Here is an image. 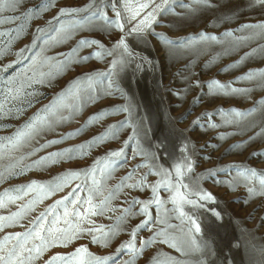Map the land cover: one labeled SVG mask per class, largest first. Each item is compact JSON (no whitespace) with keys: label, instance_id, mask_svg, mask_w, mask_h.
Here are the masks:
<instances>
[{"label":"snow or ice","instance_id":"6c2138e0","mask_svg":"<svg viewBox=\"0 0 264 264\" xmlns=\"http://www.w3.org/2000/svg\"><path fill=\"white\" fill-rule=\"evenodd\" d=\"M56 0H42L37 9H28L29 16L25 21L30 23L33 19L40 18L44 12L55 7ZM196 5L207 4L208 0H193ZM21 4V0H0V25L12 22L17 19L14 16L5 17L7 12H15ZM176 0H88L82 7L60 8L56 16L47 22L45 27H38L32 45L27 46V51L39 47V51L31 57L24 56L25 49L17 53V60L3 66L0 72L7 73L13 64H20L27 60L28 64L21 70L7 76L0 75V119L5 116L18 118L23 115L27 107H32L35 98L39 95L34 85L50 84L58 75L70 70L73 64L86 63L89 59L103 61L105 57H112L107 72L85 73L72 81L68 88L58 93L53 99L42 108L38 109L23 125L17 128L11 135L0 136V162L5 159L10 162L0 170V178L17 174H24L33 169H42L50 164L59 163L61 160H71L88 156L95 147L106 143L109 140H116L119 133L125 128H131V135L124 141L121 148L110 150L103 157H97L93 164L86 169L69 170L54 177L50 181H31L27 185H19L12 189H5L0 192V209L8 208L9 205H17L16 211H10L7 215H0V232L6 228L20 226L25 230L22 232H7L0 236V264H35L49 248L63 246L67 247L82 236H89L91 243L101 247H107L111 242L126 231L125 225L130 219L143 216L138 224L131 229L129 240L122 242L113 255L97 256L84 245L74 249L71 253L56 254L51 256L44 264H116V258L121 253L128 256L123 264H135L145 249L154 244H165L181 257L178 259L168 253L160 252L152 258L150 264H206L204 256L210 250V244L201 236V225L195 211L205 208L207 202H215L212 193L200 186V181L216 177L218 173H228L231 178L225 181L216 180V183H225L232 190L243 186L249 199L256 196H264V172L255 168L239 164H230L221 168L209 169L206 174H198L195 179L190 175L194 171L193 161L188 155V143L180 148L182 154L178 162H174L171 169L165 168L155 161L158 157L148 152L140 142V133L137 125L132 120V107L124 104L114 109L102 110L90 116L80 128L73 132L65 133L59 139L45 140L39 143V139L46 132L55 131L64 123L74 120L88 102L95 103L100 98L99 93L104 95L120 94L126 98V94L120 88L115 79L116 70L122 69L132 57L127 37L136 36L144 38L149 33L155 35L163 43L170 53L191 52L198 46L220 44L225 41L215 35L200 33L198 36L181 37L176 40L169 39L163 33H156L154 25L159 23V17L174 11ZM181 7H189L181 5ZM108 9L113 15L108 14ZM195 12L196 8H191ZM55 22V23H54ZM243 28L253 29L248 36L234 37L231 31L223 34L224 37H232L227 42L225 52L243 46L248 41L256 38L264 39V23L256 25H244ZM24 24L17 25L14 29L0 31V58L11 52L12 44L20 38L25 31ZM101 31L104 33L119 32L120 36L111 48L106 47L96 39L81 38L77 41L76 47L57 60L54 57L45 55L48 48L56 44L65 43L77 32ZM51 33V35H49ZM7 37L4 42L3 38ZM39 41V45L37 44ZM96 46V51L89 56H79L83 48ZM264 53V45L246 52L232 68L241 64L247 58ZM219 54L214 56L209 63H215ZM192 61L191 63H194ZM228 68L223 69L227 71ZM237 80L256 82L264 86V69L250 70ZM106 82V84H105ZM200 86V81L193 82ZM97 85L101 87L98 89ZM210 95H245L253 89L236 88L232 82L227 84L212 79L207 82ZM187 91V90H185ZM180 95V93H176ZM198 102L194 100L193 103ZM258 107L246 111L238 109H217L215 112H205L198 116L193 125L203 127L201 121L207 117V127L216 129L221 126H239L253 117L257 111L264 115V100L256 102ZM118 112L127 113L125 120L109 127L100 135L93 137L83 144L65 148L56 152H49L46 156L32 160L29 164H23L25 160L35 156L42 149L51 147L54 144L62 143L66 139H72L81 134L85 127L99 123L106 115H114ZM220 117L221 123L217 124L212 117ZM264 125V122H262ZM250 127H257L254 121L249 122ZM7 127V125H0ZM233 133H220L218 138L225 139ZM264 136V126L249 141L256 137ZM242 144L233 145L239 148ZM34 142L38 147H34ZM131 146L132 156L143 157V162L130 169L127 175L120 178L115 185H109L113 174L127 163L129 157L126 149ZM212 147H215L212 145ZM30 151L24 152V149ZM16 153H23L19 157ZM253 156H264V151L253 152ZM21 165H23L21 167ZM20 169L17 172V169ZM146 168L147 171L133 181V177L139 169ZM232 173H235L232 175ZM156 175L155 183L149 184L147 177ZM71 186L66 195L40 211L34 218L28 220L25 226L22 221L28 219L29 213L34 212L38 205L44 200L64 191ZM125 188L139 189L143 191L150 188L151 197L147 200H140L133 197L124 201L126 207L119 210L115 216V222L108 225L97 224L93 217L106 216L108 213H115L117 208L113 201L119 199ZM168 193L167 199L160 195V190ZM83 193V195H81ZM25 198H28L27 200ZM21 202V203H18ZM247 203V200L245 201ZM171 204L168 208L165 205ZM139 205V209L136 206ZM155 207V216L150 211ZM62 210V211H61ZM213 215L219 218V213L213 210ZM112 219L111 216L108 217ZM178 220L179 225L171 223L172 219ZM147 229L151 235L147 239L141 238L139 247L136 240L138 234ZM31 245V246H29Z\"/></svg>","mask_w":264,"mask_h":264},{"label":"rangeland","instance_id":"374dc122","mask_svg":"<svg viewBox=\"0 0 264 264\" xmlns=\"http://www.w3.org/2000/svg\"><path fill=\"white\" fill-rule=\"evenodd\" d=\"M41 3L42 0H21L19 8L15 12L3 14L5 17L14 16L17 19L0 25V31L14 29L20 24H24L26 30L12 44L11 52L0 58V69L16 61V53L20 49H25L24 56L28 57L40 50L37 47L32 51H27V46H31L34 37L38 35L36 29L45 27L47 22L57 15L60 8L82 7L88 3V0H56L55 7L44 12L40 18L27 23L25 21V17L29 16L27 10L37 9ZM181 5H188L189 7H181ZM191 8H196V11H191ZM107 11L110 16L113 15L110 9ZM158 19L159 23L154 25V31L163 33L169 39L176 40L181 37L198 36L203 32L215 35L225 42L212 44L210 47L198 46L197 49L191 52L173 54L151 33L144 38L127 37V43L134 55L128 58L127 64L122 69L118 68L116 70L115 75L117 83L126 94V98L118 93L114 95L99 93L100 98L95 103L88 102L87 106L74 120L58 126L55 131L43 134L41 138H38L39 143H43L45 140L59 139L62 134L80 128L90 116L102 110H111L127 103L132 107V120L138 127L142 146L148 152L155 154L158 157L155 162L162 164L165 168L171 169L174 162L181 159L180 148L187 142L188 155L191 156L194 167L193 173L190 174L193 179L198 174H206L209 169L221 168L230 164L244 165L264 172V156L252 155L253 152L264 151V136L249 141V137L254 136L260 130V126H264L262 125L264 115L259 111L239 126H221L211 129L207 127V117H204L201 121L203 127L193 125V121L202 113L215 112L221 108L246 111L258 107L256 102L264 100V86L256 82L237 80V77L243 76L250 70L264 69V53H257L238 66L228 68L229 65H234L236 61L240 60L246 52L264 45V39L258 37L248 41L243 46L225 52L227 42L231 41L232 37L223 36L224 33L229 31L233 33L234 37L248 36L253 29L243 28L242 26L264 23V0H208L207 4L202 5L194 4L193 0H176L174 11ZM119 36L120 33L116 31L112 33L96 30L77 32L67 42L48 48L45 55L54 57L57 60L63 59L72 48L76 47L77 41L81 38L96 39L106 47L111 48ZM3 40L6 42L7 37H4ZM39 43L37 41L38 45ZM96 50V46L83 48L80 50L79 56H89ZM217 54H219V58L216 62L209 63ZM112 59V57H105L101 61L93 58L86 63L73 64L70 70L58 75L50 84L34 85L39 95L35 98L32 107H27L23 115L18 118L5 116L0 119V125H7V127H0V136L11 135L38 109L48 104L54 96L68 88L69 84L77 77L83 76L85 73L107 72ZM192 61L195 62L191 63ZM27 64V60L20 64H13V67L7 73L0 72V75H11L23 69ZM225 68H228V70L224 71ZM212 79L224 84L232 82V86L236 88H251L253 90L247 96L210 95L207 82ZM196 80L200 81L199 87L193 83ZM100 87V85H97L98 89ZM176 93H180V95H176ZM197 98L198 102L193 103ZM127 115L124 112L106 115L99 123L85 127L80 135L42 149L35 156L25 160L23 164H29L32 160L46 156L49 152L83 144L103 133L109 125L118 124L120 121L125 120ZM212 119L217 124L221 123L220 117L217 115H214ZM250 121H254L257 127H250ZM131 132V128L123 129L119 133L118 139L109 140L93 148L90 154L83 158L61 160L59 163L50 164L42 169H33L22 175L17 174L8 177L5 173V177L0 178V192L19 185H27L34 180L50 181L69 170L86 169L93 164L97 157H103L110 150L121 148ZM220 133L233 134L225 139H219ZM244 141L249 142L239 148L234 149L232 147L233 145L242 144ZM212 145L215 147H212ZM33 146L38 147V144L34 142ZM30 150V148L24 149V152ZM22 154L16 153V156L19 157ZM126 155L129 157L127 163L113 174L112 179L108 181L109 185L118 183L120 178L127 175L130 169L143 162V157L132 156L131 146L126 149ZM9 162L7 159L0 162V170H3V167ZM19 171L18 168L17 172ZM146 171V168L139 169L131 182H135ZM234 174L232 173V175ZM230 178L231 176L228 173H218L216 177L200 181V186L215 197L214 203L207 202L205 208L195 211L202 229L201 236L210 244V250L204 256L205 262L206 264H264V196L249 199L248 193L242 185L232 190L225 183L218 184L215 182L216 180L225 181ZM157 179L156 175H149L147 182L153 184ZM70 190L71 186L44 200L34 212L29 213L28 219L22 221V223L27 226L29 219L34 218L40 211L66 195ZM160 195L162 198L167 199L168 193L161 189ZM133 197L147 200L151 197V190L150 188H145L143 191L125 188L119 199L112 202L113 206L117 208L115 213H108L106 216H97L92 219L97 224L108 225L114 223L115 216L119 215V210L127 206L124 201ZM246 200L247 203H245ZM165 207L171 208L172 205L167 204ZM138 209L139 205L136 206L135 210ZM16 210L17 205H9L8 208L0 209V215H7L10 211ZM213 210L219 213V218L213 215ZM150 211L154 217L155 207H151ZM109 216L112 219H109ZM142 219H144L143 216L130 219L128 224L125 225L126 231L117 236L107 247L93 244L89 236H82L67 247L49 248L35 264H44L46 260L56 254L71 253L81 245L86 246L88 251L97 256L113 255L122 242L129 240L131 229ZM171 223L179 225L180 222L173 218ZM24 230L20 226L6 228L4 232H0V236L7 232H22ZM150 235L151 232L147 229L142 230L137 236V247H139L141 238L147 239ZM160 252L168 253L178 259H186L167 245L157 243L145 249L144 253L137 258L135 264H150L152 258ZM127 259L128 256L121 253L116 258V264H123V261Z\"/></svg>","mask_w":264,"mask_h":264}]
</instances>
